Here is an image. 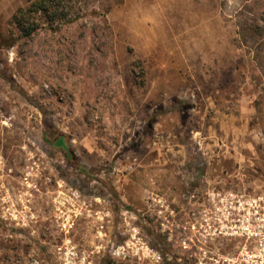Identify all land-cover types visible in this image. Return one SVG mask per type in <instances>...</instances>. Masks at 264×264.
<instances>
[{"label": "rangeland", "instance_id": "374dc122", "mask_svg": "<svg viewBox=\"0 0 264 264\" xmlns=\"http://www.w3.org/2000/svg\"><path fill=\"white\" fill-rule=\"evenodd\" d=\"M32 1L0 0V264L66 236L188 264L196 186L264 197V0H60L25 37Z\"/></svg>", "mask_w": 264, "mask_h": 264}, {"label": "built area", "instance_id": "2783aa9c", "mask_svg": "<svg viewBox=\"0 0 264 264\" xmlns=\"http://www.w3.org/2000/svg\"><path fill=\"white\" fill-rule=\"evenodd\" d=\"M191 202L193 209L187 214L190 217L188 227L179 228L182 248L191 253L188 264H264V197L214 191L204 200L192 196ZM221 236L236 237L244 243L238 253L223 254L214 244L215 237ZM133 251L129 243L113 246L108 253L111 264H127ZM97 255L100 249L91 250L66 236L51 250L33 251L12 264H102ZM177 261L184 264L181 258ZM146 262L162 264L163 258L144 243L138 263Z\"/></svg>", "mask_w": 264, "mask_h": 264}, {"label": "trees", "instance_id": "16d2710c", "mask_svg": "<svg viewBox=\"0 0 264 264\" xmlns=\"http://www.w3.org/2000/svg\"><path fill=\"white\" fill-rule=\"evenodd\" d=\"M61 4L62 2H60V0L32 1L27 8H21L17 11L13 17V24L20 30L23 36L31 37L37 30L36 27H38V25L35 23L39 13L48 19L50 25H55L56 23H58V25L62 23H71L80 18L73 9L61 8ZM67 157H70L69 154H67ZM77 169L81 173L91 176L90 172L84 168L77 167Z\"/></svg>", "mask_w": 264, "mask_h": 264}, {"label": "flooded vegetation", "instance_id": "af4514ba", "mask_svg": "<svg viewBox=\"0 0 264 264\" xmlns=\"http://www.w3.org/2000/svg\"><path fill=\"white\" fill-rule=\"evenodd\" d=\"M201 183H206L205 181L204 182H201ZM199 187V186H198ZM197 186H196V188H195V192L193 193V195L192 196H194V197H197V198H199L200 200H204L205 199V197L208 195V193H213L214 191H216V192H218V193H220V192H226L227 191V189H225V188H214V189H206V190H203L202 188H201V186H200V188H198ZM191 196V197H192Z\"/></svg>", "mask_w": 264, "mask_h": 264}]
</instances>
